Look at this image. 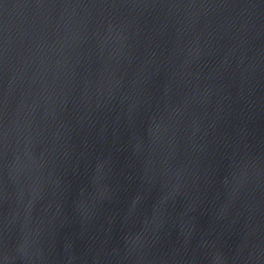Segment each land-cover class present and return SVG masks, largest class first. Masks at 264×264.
Returning <instances> with one entry per match:
<instances>
[{"label": "water", "instance_id": "95a60500", "mask_svg": "<svg viewBox=\"0 0 264 264\" xmlns=\"http://www.w3.org/2000/svg\"><path fill=\"white\" fill-rule=\"evenodd\" d=\"M0 264H264V0H0Z\"/></svg>", "mask_w": 264, "mask_h": 264}]
</instances>
